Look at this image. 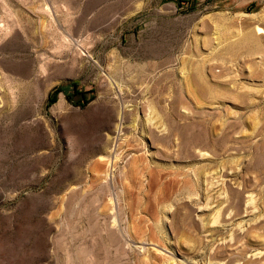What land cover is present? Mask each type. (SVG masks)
I'll list each match as a JSON object with an SVG mask.
<instances>
[{
  "label": "rangeland",
  "instance_id": "374dc122",
  "mask_svg": "<svg viewBox=\"0 0 264 264\" xmlns=\"http://www.w3.org/2000/svg\"><path fill=\"white\" fill-rule=\"evenodd\" d=\"M0 264H264V0H0Z\"/></svg>",
  "mask_w": 264,
  "mask_h": 264
},
{
  "label": "trees",
  "instance_id": "16d2710c",
  "mask_svg": "<svg viewBox=\"0 0 264 264\" xmlns=\"http://www.w3.org/2000/svg\"><path fill=\"white\" fill-rule=\"evenodd\" d=\"M57 90H61V88H59ZM54 100H55V94L51 92V94L49 96L48 104H51V102H53Z\"/></svg>",
  "mask_w": 264,
  "mask_h": 264
},
{
  "label": "bare ground",
  "instance_id": "6f19581e",
  "mask_svg": "<svg viewBox=\"0 0 264 264\" xmlns=\"http://www.w3.org/2000/svg\"><path fill=\"white\" fill-rule=\"evenodd\" d=\"M258 30H260L259 28H258ZM120 130V129H119Z\"/></svg>",
  "mask_w": 264,
  "mask_h": 264
}]
</instances>
